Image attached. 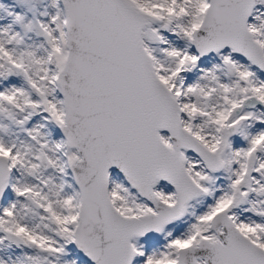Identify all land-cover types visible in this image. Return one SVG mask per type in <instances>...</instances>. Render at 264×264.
I'll use <instances>...</instances> for the list:
<instances>
[{"label": "snow or ice", "instance_id": "obj_1", "mask_svg": "<svg viewBox=\"0 0 264 264\" xmlns=\"http://www.w3.org/2000/svg\"><path fill=\"white\" fill-rule=\"evenodd\" d=\"M0 264H264V0H0Z\"/></svg>", "mask_w": 264, "mask_h": 264}]
</instances>
